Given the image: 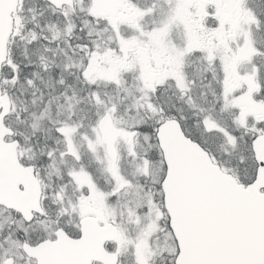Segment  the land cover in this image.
Returning <instances> with one entry per match:
<instances>
[{
  "label": "snow or ice",
  "instance_id": "snow-or-ice-1",
  "mask_svg": "<svg viewBox=\"0 0 264 264\" xmlns=\"http://www.w3.org/2000/svg\"><path fill=\"white\" fill-rule=\"evenodd\" d=\"M0 264H264V0H0Z\"/></svg>",
  "mask_w": 264,
  "mask_h": 264
}]
</instances>
